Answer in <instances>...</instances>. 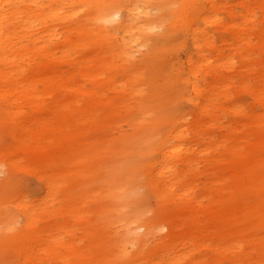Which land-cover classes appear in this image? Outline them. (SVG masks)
I'll list each match as a JSON object with an SVG mask.
<instances>
[{
  "label": "rangeland",
  "instance_id": "obj_1",
  "mask_svg": "<svg viewBox=\"0 0 264 264\" xmlns=\"http://www.w3.org/2000/svg\"><path fill=\"white\" fill-rule=\"evenodd\" d=\"M18 6L0 67L53 101L0 92V264H264V0Z\"/></svg>",
  "mask_w": 264,
  "mask_h": 264
},
{
  "label": "bare ground",
  "instance_id": "obj_2",
  "mask_svg": "<svg viewBox=\"0 0 264 264\" xmlns=\"http://www.w3.org/2000/svg\"><path fill=\"white\" fill-rule=\"evenodd\" d=\"M21 3V0H0V65L4 64L6 61H8L7 58H3V52L5 50V41H7L10 37L9 30H10V24L13 23V17L17 16L20 11H19V4ZM11 7V9H10ZM110 15V13H109ZM12 17V18H11ZM250 17V16H249ZM12 21L11 23H9ZM132 26V22H130ZM11 62H14L11 60ZM188 65H190L192 62L191 60H188ZM14 76L13 71H5L2 70L0 67V80H1V85H0V92L4 95H6L7 99L13 100V103L17 105L18 101V96L17 94H20L22 97L27 98V99H34V100H39V102L42 104V106H46L47 104H50L53 101V93L47 92L43 100L41 101L38 95H35L34 93L37 90V82H31L27 83L25 85H20V83H16L13 86H9L7 84L8 80ZM53 81H49L48 88L49 90H52L53 86L56 87V90L58 88L65 89L67 92H69V95L66 96L57 107L55 106V110L59 109L62 110L64 109L65 112L67 113L66 117L69 118L72 113H74L77 108H78V102H79V94L77 89H70V86L68 85V80L65 79V77H62L61 75H57L55 77H52ZM53 83V85H52ZM8 88V89H7ZM192 90L196 91L197 88L196 86H192ZM44 101V102H43ZM45 103V104H44ZM54 106V104L52 105ZM18 108V113H19V104L17 105ZM59 115V113H57ZM63 114H60V117L62 119ZM58 129H62V126H58ZM47 187L49 189L48 193L50 195L53 194L54 191V181L49 180L47 183ZM20 208L25 209L27 208V204L23 201L19 202L18 205ZM71 214L79 217H84L86 215V208L83 207L82 204L71 208L68 210ZM30 224L32 226L35 225V220L31 219ZM73 243L69 244L70 248H73Z\"/></svg>",
  "mask_w": 264,
  "mask_h": 264
},
{
  "label": "clouds",
  "instance_id": "obj_3",
  "mask_svg": "<svg viewBox=\"0 0 264 264\" xmlns=\"http://www.w3.org/2000/svg\"><path fill=\"white\" fill-rule=\"evenodd\" d=\"M4 166L3 165H0V169H2Z\"/></svg>",
  "mask_w": 264,
  "mask_h": 264
}]
</instances>
